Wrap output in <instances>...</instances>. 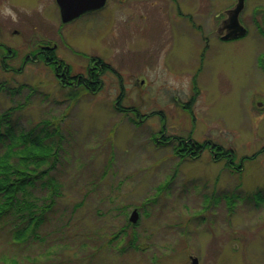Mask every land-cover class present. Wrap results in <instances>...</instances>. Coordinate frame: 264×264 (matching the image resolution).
Listing matches in <instances>:
<instances>
[{"label": "rangeland", "instance_id": "374dc122", "mask_svg": "<svg viewBox=\"0 0 264 264\" xmlns=\"http://www.w3.org/2000/svg\"><path fill=\"white\" fill-rule=\"evenodd\" d=\"M17 1L34 24L43 0ZM234 2L193 0L200 30L181 20L183 31L167 47L164 0H106L86 26L73 24L70 47L99 55L121 74L117 103L111 71L96 94L64 99L48 68L18 69L24 51L8 67L0 64V154L18 132H31L53 152L37 167L51 169L17 192L42 208L39 224L15 237L27 216L0 219V264H190L189 256L199 264H264V199L257 196L264 193V35L255 23H264V0H243V37L215 39L222 9ZM6 4L0 0V22L11 16ZM203 34L210 46L201 59ZM3 40L20 42L10 31ZM65 56L73 62V51ZM193 78L195 117L180 106ZM162 127L164 136L191 133L230 147L241 169H226L206 151L179 160L173 144L160 142ZM12 154L17 161L19 151ZM133 209L138 219L129 224Z\"/></svg>", "mask_w": 264, "mask_h": 264}, {"label": "flooded vegetation", "instance_id": "af4514ba", "mask_svg": "<svg viewBox=\"0 0 264 264\" xmlns=\"http://www.w3.org/2000/svg\"><path fill=\"white\" fill-rule=\"evenodd\" d=\"M7 2L6 5H12L11 13L15 14L16 19L13 20L12 15L9 17H5L0 22V64L2 67H8L7 60L16 59L19 55L20 51H24V54L20 56V64L18 69H21L23 65L27 63H32L37 67L48 68L51 76L54 80V83L57 86V91L60 94H63L64 99L67 97H79L85 94H96L103 85V65L108 64L104 61L102 57L99 55H91L87 56L86 53L77 52L76 50L70 47V36L72 34L73 24H77L80 21L81 26H86L87 21H89L92 15L99 12L106 3H104L100 8L91 9L80 13L76 17H73L69 20H62L59 5L57 0H43L39 2L38 9L35 14L37 20L35 23H28L21 17L18 12L19 9H22L18 5L19 1L17 0H4ZM106 2V0H105ZM4 5L3 2H1ZM21 3V2H20ZM143 3H147L144 1ZM193 4V0H164V13H165V44L167 47L168 43H171L172 33L178 34L180 30L183 31V25L181 22L183 19H187L190 23V26L194 31L200 30V25L196 22V14L190 12V8ZM235 3V2H234ZM233 3V4H234ZM135 4H133L134 6ZM144 5V4H143ZM233 5H229L222 9L224 16L220 18V22L215 29L214 35L215 39H218L223 42L231 41L236 38H228L224 39L222 36L226 34L229 29L227 28V16ZM16 9H15V8ZM243 9V7H242ZM241 9V10H242ZM10 10V9H9ZM17 10V11H16ZM134 10V8H133ZM219 13H215L214 16H217ZM140 16H145L144 13H139ZM264 15V13H263ZM208 16H211L208 15ZM9 19V20H8ZM8 20V21H7ZM182 20V21H181ZM16 22V27H12V29L8 30L5 27L8 23ZM3 23L4 25H2ZM260 26H264V23ZM13 34L14 36H18L20 38V42L17 46L13 47L7 44L4 39L7 33ZM216 33V34H215ZM211 35V34H210ZM203 36L201 39L204 40L203 46L201 47L200 57L203 58V54L206 49H209V34L201 35ZM70 51L74 52V60L84 59L83 64H80L78 67L74 64V62H68L66 60L65 54ZM87 58V59H86ZM168 64L167 62H165ZM109 65V64H108ZM110 66V65H109ZM113 72L118 78V82L120 85L119 91L116 94L115 103L118 102L124 95V86L122 85V77L121 74L110 66V70ZM196 73V72H195ZM140 84L144 83V78H137ZM100 81V87L97 88L96 83ZM192 89L193 92L189 94V99L186 100L185 104H180L179 95L172 94L171 100L172 102H178L181 107H187L185 111H187L192 117H195L193 109L190 107V104L195 100V95L198 91L196 87V79L192 80ZM136 81H133L132 84H135ZM120 104H118L119 106ZM121 106V105H120ZM123 107V106H122ZM135 106L126 107L128 110H133ZM125 109V108H124ZM194 119V118H193ZM194 123L195 119H194ZM196 125H193V129ZM165 129L162 127L159 130V133L162 135L160 142L163 144H173L172 150L175 152L179 160L185 159H195L199 157L203 152H207L209 154V159L213 162L221 163L226 167V169H230L233 171H239L242 167V160L236 165L233 161L232 157V149L227 146H223L216 141H212L208 138H203L201 141L195 138L191 133H187L186 136L181 135H166L164 136L162 133ZM175 143V144H174Z\"/></svg>", "mask_w": 264, "mask_h": 264}, {"label": "trees", "instance_id": "16d2710c", "mask_svg": "<svg viewBox=\"0 0 264 264\" xmlns=\"http://www.w3.org/2000/svg\"><path fill=\"white\" fill-rule=\"evenodd\" d=\"M255 23L257 24L258 31L264 35V26H260L256 21ZM19 70H17V72ZM107 70H110V66L104 64L103 71L106 72ZM96 86L97 88L100 87V81L96 83ZM6 113L8 112L3 113V118L7 116ZM5 129L11 132L13 131L10 125H7ZM2 136L3 134L1 133L0 138H2ZM4 136L8 138L7 133L4 134ZM12 137L17 138L14 144L10 147L7 146L6 150L0 154V219L6 217L10 212H15V216L19 218V220L27 216L25 225L14 231V236L16 237L18 236L17 233H19V235L24 233V228L37 225L42 220V212L39 211L42 208L36 207L30 200L18 198L17 192L21 191V189H25L27 185H30L32 181L36 180L39 174L45 173L47 170L51 169V166L45 167L42 170H38L37 167L44 164L46 159H48L49 155L53 152L47 150L43 141L36 136H32L31 132H18L16 136L12 134ZM19 143L21 147L14 149V146L17 148V144ZM17 150L19 151V155L16 157L17 161H10V157L13 155L12 152H16ZM233 156L234 152H232V157ZM31 163H34L32 164V168L29 167ZM257 196L260 199H264L263 192H257ZM36 209L38 210L35 213L34 210Z\"/></svg>", "mask_w": 264, "mask_h": 264}, {"label": "water", "instance_id": "95a60500", "mask_svg": "<svg viewBox=\"0 0 264 264\" xmlns=\"http://www.w3.org/2000/svg\"><path fill=\"white\" fill-rule=\"evenodd\" d=\"M62 20H69L85 11L100 8L105 0H57ZM243 7V0H237L230 9L227 16V28L229 31L222 37L224 39L241 37L246 33V27L238 19V15ZM138 219V212L133 209L128 217L131 223ZM190 264H199L196 256H189Z\"/></svg>", "mask_w": 264, "mask_h": 264}, {"label": "clouds", "instance_id": "9594fccd", "mask_svg": "<svg viewBox=\"0 0 264 264\" xmlns=\"http://www.w3.org/2000/svg\"><path fill=\"white\" fill-rule=\"evenodd\" d=\"M7 14H11V15H12V18H13V20H15V19H16V17H15V14H14V13H11V12L9 11Z\"/></svg>", "mask_w": 264, "mask_h": 264}]
</instances>
